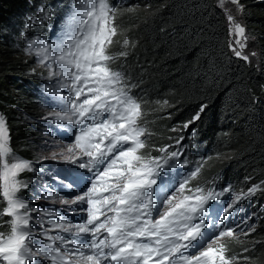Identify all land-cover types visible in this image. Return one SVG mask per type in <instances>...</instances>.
Returning a JSON list of instances; mask_svg holds the SVG:
<instances>
[{
    "label": "snow or ice",
    "instance_id": "6c2138e0",
    "mask_svg": "<svg viewBox=\"0 0 264 264\" xmlns=\"http://www.w3.org/2000/svg\"><path fill=\"white\" fill-rule=\"evenodd\" d=\"M72 8L58 41L36 37L25 51L47 69L48 79L56 78L58 88L68 90L67 96L56 93L63 110L49 116L68 128L72 142L59 154L54 152L52 159L59 155L74 167L51 178L69 193L75 190L71 199L60 200L64 205H80L73 212L84 218L71 223L59 212L41 214L19 195L28 188L21 174L35 168L33 161L14 155L6 119L0 115V198L6 205L0 217L10 218L9 231L0 233V264H236L239 257L229 256L221 242L236 238L234 227L224 219L231 199L219 210L217 224L205 222L216 212L209 202L218 201L230 189L189 188L200 167L179 179L165 171L175 167L169 162L181 155L177 151L169 153L164 147L158 149L163 155L144 154L148 133L140 124L141 103L131 94L135 85L112 67L119 56L127 55L110 52L119 43L115 39L118 9L110 0H77ZM227 19L230 32L244 37L245 28L232 15ZM128 44L124 39L122 46ZM245 46L240 39L230 45L235 56L247 61L241 51ZM193 119H199V113ZM258 190L259 185L253 186L237 200Z\"/></svg>",
    "mask_w": 264,
    "mask_h": 264
},
{
    "label": "trees",
    "instance_id": "16d2710c",
    "mask_svg": "<svg viewBox=\"0 0 264 264\" xmlns=\"http://www.w3.org/2000/svg\"><path fill=\"white\" fill-rule=\"evenodd\" d=\"M219 1L133 0L119 19L115 38L119 43L110 52H127L122 59L127 60L130 73L145 82L140 87L148 97L142 120L150 133L145 155L156 156L158 149L190 136L206 158L189 186L203 184L202 180L228 181L240 197L260 186L253 196L257 226L222 243L229 256L239 257L236 264H264V0H240L248 39L259 53L258 65L234 55ZM31 2L38 3L0 0V115L6 119L17 157H25L39 137L27 138L15 106L36 104L30 110L41 118L44 115L29 90L30 84L38 82L37 70L33 72L29 58L18 51L20 46H14V38L18 41L24 30L19 17ZM124 39L129 41L126 47ZM198 113L199 119L194 120ZM28 174L22 173L20 179H28ZM246 186L249 189L244 190ZM3 206L0 198V210Z\"/></svg>",
    "mask_w": 264,
    "mask_h": 264
},
{
    "label": "rangeland",
    "instance_id": "374dc122",
    "mask_svg": "<svg viewBox=\"0 0 264 264\" xmlns=\"http://www.w3.org/2000/svg\"><path fill=\"white\" fill-rule=\"evenodd\" d=\"M41 0H37V4L35 5L34 2L30 4V7L26 9L21 15H20V21H22V24L24 26V30L20 31V34L18 36V41L16 38H14V46L24 44L25 42L32 40L36 37L37 33L39 32L40 26L43 22V17L46 15L47 17L51 16L55 11H58L59 8L52 7V8H43L41 4H39ZM133 0H121L120 4L118 6V11L116 14V20L115 23L118 26L119 19L122 14H125L126 11L125 9H129V4ZM115 0H110V3L113 5ZM219 6L223 10L225 17L227 18L228 15H232L235 18V22L239 23L245 28V34L244 37H238L236 34L230 32V44L233 45L234 41L236 39H240L246 46L241 49L242 55L248 56L249 59L247 60L248 63H253L255 65L259 64V53L258 50H255L253 44L251 41L248 39L247 33H246V27L244 25V21L242 18V13H241V8L243 4L240 2L239 3H233L232 0H220L219 1ZM73 6V5H72ZM42 7V8H41ZM128 7V8H127ZM42 9V10H41ZM228 21V19H227ZM228 28H230V22H227ZM10 32L15 35V28L12 26L10 27ZM29 32V35L26 36V33ZM235 47L239 48V45H235ZM18 51L25 55L27 58H29L30 62L33 65V68L37 70V80L47 77L48 72L46 68H43L39 66L37 63H35L33 58L29 56L28 54L25 53L24 49L22 46L18 48ZM118 53V52H117ZM116 53V54H117ZM255 53V55H252ZM122 56H119L117 60L115 61V65L112 67L122 71L123 73L124 68L123 66L127 69L128 72H126V81L128 82L129 85H135L138 84V86L135 85V87L131 89L136 90V95L135 97L137 100L141 103V108H142V117L140 119V123L147 129V125H145L142 120L143 116L146 115L144 112V107L147 106L148 102V97L140 92V87H143L145 85V82H139V80H136L138 76L133 75L129 71V66L127 64V60L122 59ZM140 66V64H138ZM137 66V68H139ZM41 71H46V74H42ZM129 73L131 74V81L129 77ZM135 73H139V69L135 71ZM144 72H141V74ZM31 84L29 86L30 90V95H32V90H31ZM34 89V88H32ZM47 89V91H45ZM35 91V89H34ZM59 93L60 96H67L68 95V90L67 89H60L58 88L57 80L51 79L45 81L43 87L41 90L37 91V95L43 96L44 100L41 102L40 110L43 111L44 115L41 118L38 114L30 110V106H37L36 104H28L26 103L23 107H20L19 104H17L15 107V110L19 113L20 119H21V124L24 127V131L27 135L28 139H33L35 135H38L39 141L38 145L33 147H30L29 153L24 157L20 156L21 158L33 161V166L35 168V171H31L28 174V179H25L28 183V188L27 189H22V191L19 193L22 197H24L26 200L29 202V207H33L36 209L40 210V213L42 214L43 210V202L48 205L49 207L51 206H61L64 207L63 204L61 203L60 198L65 197V195L62 192H59L58 194L56 193V186L59 183L57 180L52 179L51 177L54 176L57 172H60L61 167L57 170L56 168H53L51 165L54 163L56 164H62L64 168H66V163L63 162L59 155H57L56 159H52L53 153L59 154L61 151L64 150V146L70 142L66 141V134L68 131L67 127H60V124L57 122H54L53 119L49 116V114L53 111H61L63 110V104L62 102L57 98L56 93ZM39 109V108H38ZM152 114V111L149 112V115ZM45 117H48V119H45ZM62 123V122H60ZM41 124V125H40ZM151 125L155 124V122H150ZM148 135V141L150 139V133ZM14 146L11 143V147ZM15 147V146H14ZM13 148V147H12ZM180 149H184V146H180ZM173 162V161H172ZM186 166L183 165V167H179L177 172L175 173V177L179 179L181 176H184L183 172H185ZM44 176V177H43ZM219 180V179H216ZM39 182V183H38ZM204 186L206 187L205 190L208 189H214L213 185L211 182L208 180H202ZM218 182V181H217ZM222 183V182H218ZM40 184V185H39ZM200 186L196 185L195 187ZM36 189V190H35ZM249 189V186H246L244 190ZM237 191H239L237 189ZM35 193V194H34ZM232 190L226 191L227 199L224 198L225 204L229 202L231 199V204L234 206L236 205V195ZM254 195L249 196L245 199L248 200L250 206L253 208L252 214L248 218V221L251 222V225H244L241 226L239 230L235 231V236L241 233L245 232H250L249 229L255 228L257 226L256 223V217H255V212H256V206L254 202ZM69 197L68 199H71ZM261 206V205H258ZM263 206V204H262ZM80 207L78 204H69V208H66L68 211V217L66 218L67 221L71 223H79L83 220L84 215L81 213H74L73 210L77 209ZM34 218L39 219V216H37L36 213H33ZM2 221H5L4 217H1ZM47 225V224H46ZM47 227H50V225H47ZM9 228V225H8ZM243 229V231H241ZM224 241V239L222 240ZM221 241V242H222ZM43 264H48L47 261H44Z\"/></svg>",
    "mask_w": 264,
    "mask_h": 264
},
{
    "label": "bare ground",
    "instance_id": "6f19581e",
    "mask_svg": "<svg viewBox=\"0 0 264 264\" xmlns=\"http://www.w3.org/2000/svg\"><path fill=\"white\" fill-rule=\"evenodd\" d=\"M75 1H77V0H41L39 2V4H41L43 6V8L56 7V8H59L58 11H62L66 5L74 4ZM114 6L116 8H118L119 3H116V5H114ZM124 71L128 72V71H126L125 68H124ZM33 96H34L35 100L37 101V103L39 104V106H41V102L44 100V98L37 95L36 90L33 91ZM141 126H143V125L141 124ZM147 137H148V135H146L144 137V139L145 140L148 139ZM178 141H179V143H178ZM180 146H184V149H180L179 148ZM166 148H167L169 153H171L173 151H177V152L181 153V155L177 158V160L175 162H172V161L169 162L170 164L175 163V167H173L171 169L166 168L165 171H169L171 173V175L174 176L175 173L177 172V170L179 169V167L184 165V166H186V170H185V172H183L184 176H186L191 170H193L196 167H200V171H199V174H200L202 166L204 164V160L206 158V154H203V151H201L199 149L198 143L196 140H193L190 138V136L189 137L187 136L186 138H180L175 143H172V147L168 146ZM159 155H163V153L159 152L156 156H159ZM63 164L64 163H62V164L54 163L51 166L58 170ZM70 167H74V166L69 165V164L66 165V168H70ZM80 171H83V170H80ZM194 179H192V180H194ZM191 181H190V183H191ZM190 183H189V185H190ZM211 184L213 185L214 189L217 192H220L222 189H225V187L227 186L230 190H232L235 193L234 195H236V205H234V206L232 205L231 208L228 210V215H227V217L224 218L225 222L228 223L229 225L233 226L235 231L239 230L241 226H244V225L250 226L251 222L248 221V218L252 214L253 208L250 205L244 204L243 200L241 198L237 200V197H240L238 194V191H237V187L228 181H225L222 183H218L217 181H213V182H211ZM189 185H188L189 188H195V186H196V185L195 186H189ZM199 185H200V187H203L204 189H206L204 184H199ZM60 192H62L65 195V197H63L64 199H68L69 197H71L72 195L75 194V190L72 193H69L67 190H65L63 188ZM224 198L227 199L226 191L224 192V194L221 196V198L218 201H210L209 202V207H211V205L216 206V212L210 213L209 216L205 218L206 223L213 224V225L218 223L217 215L219 214V210L226 205L224 202ZM250 199H252V198H250ZM43 204L44 205H43L42 214L46 210H52L54 212H59L60 216L64 217L65 219L68 217V211L66 208H69V205L63 204L64 207H61V206L49 207L44 202H43ZM5 206L6 205L4 202L3 208ZM6 219L8 221L10 218L6 216ZM45 219H48V217H45ZM7 221H2L1 217H0V233L6 234L9 231L8 224H6V225L3 224V223H6ZM244 221H247V223L246 224L243 223ZM237 225H239V226L237 227ZM3 227H6V229H3ZM45 227H47L46 224H45ZM215 230L216 229H205L206 232L215 231ZM52 234H57V233H52ZM60 234H63L66 237L72 238L70 236V234H68V233H60ZM48 264H49V262H48Z\"/></svg>",
    "mask_w": 264,
    "mask_h": 264
}]
</instances>
